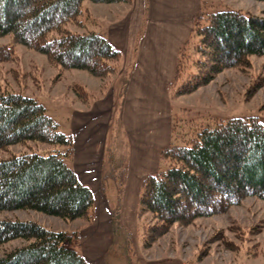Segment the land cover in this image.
Instances as JSON below:
<instances>
[{
  "label": "trees",
  "instance_id": "obj_1",
  "mask_svg": "<svg viewBox=\"0 0 264 264\" xmlns=\"http://www.w3.org/2000/svg\"><path fill=\"white\" fill-rule=\"evenodd\" d=\"M83 1L0 0V37L9 36L64 69L104 78L115 70L120 52L95 33L64 30L81 15ZM192 31L193 42L186 41L177 56L171 83L178 85L176 94L208 84L223 69L246 66L251 56H264V12L254 16L224 10L203 20L200 11ZM9 51L0 53V60ZM29 141L56 149L0 160V211H34L64 222L90 223L93 192L66 165L73 156L72 136L60 132L36 100L0 89V150ZM160 162L164 169L142 183L139 211L151 213L163 229L217 214L244 197L264 201V124L255 117L216 120L213 127L195 132L187 145L171 143L161 151ZM78 237L35 221H0V246L15 239L26 242L1 256L0 264H88L71 246Z\"/></svg>",
  "mask_w": 264,
  "mask_h": 264
},
{
  "label": "rangeland",
  "instance_id": "obj_2",
  "mask_svg": "<svg viewBox=\"0 0 264 264\" xmlns=\"http://www.w3.org/2000/svg\"><path fill=\"white\" fill-rule=\"evenodd\" d=\"M133 4L135 8L131 9ZM140 4L141 0L110 4L85 0L78 19L64 25V30L74 35L95 33L120 52L119 59L113 62L115 70L104 78L84 70L64 69L36 50L14 43L9 36L0 37V53L8 49L11 53L0 60V89L36 100L63 134L71 135L74 110H90L112 99L100 180L110 213L109 226L90 236L95 213L88 223L64 222L34 211H0V221H35L51 231L76 232L79 237L71 246L84 257L83 249L86 251L90 256L85 257L88 264H264L263 200L244 197L217 214L196 218L188 224L172 223L163 229L151 213L139 211L142 184L137 193L136 190L125 193L128 145L122 113L137 43L148 20L143 17ZM196 6L192 3L175 16L184 28V41L193 42V20L200 11L203 20L209 13L224 10L254 16L264 12V1L255 0H200ZM247 61L244 67L221 70L208 84L184 94H176L178 85L171 84L175 64L173 80L167 85L171 128L166 147L171 143L187 145L195 132L213 127L216 120L255 117L264 124V56H251ZM54 149L51 145L29 141L0 150V160L11 155H48ZM70 161H66L68 167ZM163 167L159 155L157 171L152 175ZM84 232L88 237L83 240ZM24 244L21 239L2 244L0 257Z\"/></svg>",
  "mask_w": 264,
  "mask_h": 264
},
{
  "label": "crops",
  "instance_id": "obj_3",
  "mask_svg": "<svg viewBox=\"0 0 264 264\" xmlns=\"http://www.w3.org/2000/svg\"><path fill=\"white\" fill-rule=\"evenodd\" d=\"M199 1L141 0L140 9L148 20L144 34L137 43L136 61L129 75L122 113L128 145L125 193L134 190L137 193L142 181L157 171L159 155L169 144L171 106L167 85L173 80L178 53L187 41H184V28L177 23L178 17L175 16L192 3L196 8ZM111 116V98L92 106L90 110L72 112L73 156L70 167L80 183L93 191L95 222L90 227V236L100 232V229L103 232L102 227L110 224L109 208L102 194L100 180ZM87 237L85 232L81 235L83 240ZM82 253L88 256L84 249Z\"/></svg>",
  "mask_w": 264,
  "mask_h": 264
}]
</instances>
